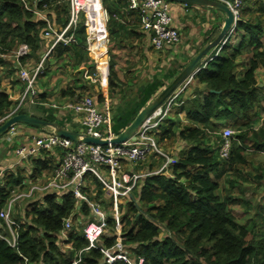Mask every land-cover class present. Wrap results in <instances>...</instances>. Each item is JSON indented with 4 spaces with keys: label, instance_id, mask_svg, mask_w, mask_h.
I'll list each match as a JSON object with an SVG mask.
<instances>
[{
    "label": "trees",
    "instance_id": "1",
    "mask_svg": "<svg viewBox=\"0 0 264 264\" xmlns=\"http://www.w3.org/2000/svg\"><path fill=\"white\" fill-rule=\"evenodd\" d=\"M248 1L252 0H245L242 16L237 22L235 36L240 41L239 44L236 46L235 42L227 43L219 53L212 55L213 59L194 77L205 86L203 98H186L183 106L178 108V115L183 112L187 114V124L172 118L171 114L162 126L159 142L178 136L187 143V147L179 153L177 163L171 167V175H149L141 191L134 190L131 193L126 212L120 206L123 223L121 242L132 257H143L144 264H264V243L253 237L252 240L248 238L251 234L249 225L241 222L236 214L237 210L232 207L243 205L244 215L249 212L251 201L249 196L245 197L247 186L228 177V184L232 188L241 189L238 196L232 195L227 187L221 193L217 192L221 189L222 178L226 174L235 172L237 177H242L241 173L256 164L253 156L264 152V119L262 124L257 125L260 111H264V86H260L256 78V71L264 68V2L256 13H252V8H255ZM52 2L0 0V53L8 55L21 44H27L31 53L21 58L22 63L26 65L39 61L48 24L27 9L26 5L43 9L44 4ZM103 3L111 13L120 11L121 5L126 6V9L128 7L127 0H103ZM57 6L66 15V25L68 8L64 4ZM211 11L220 14L218 10ZM130 14L141 18L137 11H131ZM115 22L117 21L111 19L110 29ZM222 25L223 22L214 24L213 31L203 43L213 40ZM86 47V32L81 27L77 32V43L67 46L59 44L50 53L46 60V70L51 59L55 63L57 61L58 66H62L60 63L68 59L73 62V68H88L89 74H93L95 64L89 58ZM246 53L250 55L249 65L244 76L238 78L237 59ZM190 60L182 64L171 63L163 80L155 76L151 86L141 88V99L132 111L129 112L130 106L117 110L113 114L114 132L120 134L128 127L157 91L167 86ZM0 64L9 66L8 61L2 58ZM116 65L115 59H112L109 76L112 98L122 90ZM16 70L18 68L11 67L10 75ZM1 82L0 77V119L8 115L16 104L8 92L1 88ZM91 88L86 85L81 90L86 92L84 90ZM39 89L41 91L40 87ZM63 93L69 94L70 99L76 95L73 88L64 90ZM43 95L45 94L42 92L38 95V102L41 99L45 101ZM98 99L100 102L104 101V94H99ZM38 108L50 114L42 119L67 127L64 120L58 118L57 111L41 106ZM226 125L233 126L238 131L235 135L238 142H233L229 160L220 158L218 150L221 137L216 134ZM71 127L79 130L76 125ZM47 133L49 131H44V134ZM212 137L216 140L217 147L211 143ZM247 149L253 152L247 154ZM56 160L55 153L45 150L42 157L32 158L29 161L33 164L31 179L50 176L58 166ZM254 168L263 173L256 175L257 178L264 176V166ZM24 171L17 169L8 172L0 182V211L11 198L28 189ZM101 195L100 190L96 198H101ZM26 200L24 215H14V228L18 236L15 246L6 239L7 236L11 237V233L0 216V264H72L77 252L81 250L83 256L79 264H107L102 263L104 255L99 249H86L89 241L77 229L70 232L67 240L71 248L65 250L61 247L64 219L74 213L76 221L78 212L90 219L88 204H83L78 209L76 199L70 192L61 199L56 192H48L40 196L25 197L21 201L24 204ZM255 215L264 217L262 210H257ZM116 226V219L110 217L108 230L101 238V246L112 248L117 243ZM112 264L128 263L117 260Z\"/></svg>",
    "mask_w": 264,
    "mask_h": 264
},
{
    "label": "built area",
    "instance_id": "2",
    "mask_svg": "<svg viewBox=\"0 0 264 264\" xmlns=\"http://www.w3.org/2000/svg\"><path fill=\"white\" fill-rule=\"evenodd\" d=\"M52 1V0H51ZM120 1V0H117ZM226 4L235 16L234 24L228 35L222 40L217 47L219 53L221 49L230 42H233V37L236 33L237 22L242 16V11L245 7V0H217ZM57 4H66L69 9L68 23L64 27H54L51 25L47 17L43 18L48 28L44 32V44L48 46V50L41 57L40 61L32 66L23 64L21 58L31 53V49L27 44H21L18 50L11 54H1L0 58L6 60L13 58L17 68L18 77L23 84V89L20 95L14 99L16 104L10 109V113L0 119V126L9 118L21 113H26L27 110L45 107V109L57 111L59 118L69 121L68 128L73 129L72 125H76L79 130L87 135L102 138L112 139L119 134L113 130V113L110 103L107 101L104 105H100L91 95H76L67 102L60 103L59 101H37L41 91L38 86L40 77L46 72L45 62L51 52L54 51L57 45H70L77 43V32L83 27L87 38V51L92 54L91 38L100 27V30H105L107 33L106 40V57L108 66L107 77L101 73V67L98 69L99 78L104 82L110 76V64L107 55V46L109 41L108 22L112 17L103 0H55ZM127 10L137 11L142 18L143 28L150 33L152 46L156 50H164L171 46H176L181 42V32L174 24L172 14V2L169 0H127ZM48 4L43 7L46 8ZM187 6V4H185ZM26 8L33 11L37 16H41V9L31 8L26 5ZM43 13V12H42ZM118 18L117 14L113 15ZM93 55V54H92ZM94 59H97L94 56ZM213 56L205 59L200 69L212 60ZM98 60V59H97ZM194 76H190L165 102L157 108L140 126L134 138L109 145H97L84 142H75L69 138L59 136L53 133L52 130L47 134L35 135L27 144H20L15 149V154L19 162L31 160L32 158H40L43 151L58 150L61 159L54 172L49 177H44L43 180L29 183L27 191H23L8 202L0 211V216L3 218L10 230L11 237L6 239L15 246L18 236L16 235L14 225V210L17 202L25 197L33 195L40 196L44 193L64 194L70 192L76 199L78 209L81 205L88 204L90 207V216L86 222L81 221L79 229L75 227L73 213L64 219L63 229L61 231L62 241L67 242L69 234L72 230L77 229L82 232V235L89 241V246L86 248L99 249L104 257L102 263L112 264L117 260L125 261L128 264H144V258L132 257L122 244V226L121 215L117 210L115 213H108L103 202L97 201L99 191H95V181H98L104 194L114 198L113 207L120 208V204H125L123 201H118L120 197L128 200L134 190L141 191L145 179L154 173H165L178 161L177 154H169L163 150L159 135L162 131V126L166 120L176 110L183 106L185 99L181 98V94L186 91L192 84ZM48 114L46 111L42 114V118ZM71 118V120H68ZM19 125L12 127L10 131L4 135L6 141L12 143L16 136L22 135L19 130ZM235 131L231 127H224L216 134L221 137L219 156L223 160H229L233 147V137ZM150 158H163L164 164L156 172L135 171L133 168L146 162ZM10 168V167H9ZM9 168L0 169V182L8 173ZM163 173V174H164ZM167 175V174H166ZM103 194V195H104ZM102 195V196H103ZM97 200H96V199ZM113 217L117 221L116 236L117 243L112 248L101 246V238L108 230L109 218ZM1 235V234H0ZM83 252L78 251L72 264H79L82 261Z\"/></svg>",
    "mask_w": 264,
    "mask_h": 264
},
{
    "label": "crops",
    "instance_id": "3",
    "mask_svg": "<svg viewBox=\"0 0 264 264\" xmlns=\"http://www.w3.org/2000/svg\"><path fill=\"white\" fill-rule=\"evenodd\" d=\"M52 1L53 5L50 3H46L48 4L47 7H43V9H41L43 13L41 12V16L39 18L45 15L47 17V20H49L51 25H53L54 27L60 28L66 26L64 25L66 15H64L61 12V9L57 6L60 4H57L55 0ZM64 5L67 6L66 4ZM210 11L211 10H208L205 7L197 5L186 6L184 3L173 2L172 14L174 18V24L180 30L181 35L183 36V40H181L182 42H180V44L176 46H171L160 51L156 50L152 46L150 33L143 28L142 18H140L138 15L130 14L131 12L126 9V6L121 5L120 11L114 13L110 12L112 14L111 19L117 21L113 24L112 29H110L109 27L111 19L107 24L109 29L108 34L110 32L107 46L108 60L110 66L112 59H115L116 61V73L121 82V92L119 94H116L112 98L113 95L111 96L109 89V78L104 82L99 78L98 74L95 75L96 72L98 73V69L100 67L103 76L107 77L108 75L107 57L105 54L107 33L105 30H100V27H97L94 37L91 38V42L95 39H100V47L95 53H92L93 55L87 51L89 58L95 64V72L90 75L88 68H84L81 66L78 67L79 69L73 68V66L71 65L73 64V62H69L68 59L63 63H60L62 66H58L57 61L55 63L54 60L51 59L48 70H46V72L40 77V80L38 82L39 87L41 88V92L45 94L43 95L44 100L47 102H51L53 100H57L60 103L67 102V99H70L68 97L69 94L66 95L63 92L64 90L73 88V90L76 91V95H91L100 105L101 103H103L104 105L108 101L114 115L121 107L130 106L131 109L129 110V112L132 111V108L141 99V96L139 95V91L141 88L151 86L153 80H155V76L163 80V77L166 74L171 63L182 64L186 60L192 59L196 52L205 44L203 42L209 36V33L213 31V25L218 24L219 22L224 23V17L222 15ZM211 13H214L215 16H219V18L212 16ZM114 14H117L118 18H114ZM58 16H60V19H58ZM67 16L69 18V9ZM102 34L104 35L101 36ZM234 37L236 36L234 35ZM233 42H235V45L237 46L240 41L238 39H234ZM48 46V44L47 46L44 44L43 48L45 47V51L48 50ZM41 54L43 57V50ZM244 55H248L249 58H245V61H242L240 57ZM244 55L238 57L237 59L236 75L238 78H242L244 76L247 71V66L249 65L250 55L247 53ZM94 56L98 60L94 59ZM48 59L49 56L47 57V60ZM8 64L9 66L0 64V77L2 78L1 85L3 90L5 88H8L5 91L8 92V94L10 93V98L14 100L20 95L23 89V84L19 80L18 70H16L13 75H10L11 67L17 69L15 61L11 59V63ZM86 85H89L92 88L88 91L84 90L86 92H83L81 88ZM76 87H79L80 90ZM165 87L166 86L157 91V93L149 102H151ZM188 89L189 92L186 93L187 95L184 96V92L181 94L182 99L194 97H198L200 99L203 98L205 93V86L198 83L196 79L193 80ZM117 90H119V88H117ZM97 92H99V94H104V101H99V94L97 95ZM178 110L179 109L174 110V112L172 113V118H174V115L177 114ZM43 113L44 110L32 107V109L27 110L25 114L42 118ZM177 117V119H180L182 123H184L183 121L187 122L186 113H179V115L177 114ZM59 119L64 120L65 122V119ZM68 120H71V118H68ZM68 122L69 121L65 122L67 127L70 123ZM226 126L230 127V125ZM47 128H44V130L39 128L40 130H38L37 127H33L28 124H22L19 126V130L22 131V135L16 136L12 143L6 141L7 136H3V138L0 139V169L10 167L8 169V172H11L17 169L25 168V184L27 185L29 183L43 180L44 177H49L44 175L43 177H40V179L32 180L31 175L33 171V164L29 162L28 166V164L26 165L27 161L19 162V159L15 154V149L20 144H27L35 135L44 134V131L47 130ZM50 130L52 129L50 128ZM178 150L181 149L178 148ZM53 153L57 155L56 162L59 163L61 156H59L58 151L57 153ZM152 160L159 161L158 159H151L149 165L147 166V169L142 170L143 173L156 172L161 168L163 162L157 169H155L156 165ZM165 174L171 175L169 170H167ZM95 186L98 188V190L95 188V191H100L98 181H95ZM103 194L104 192L102 193V195ZM102 195L99 200H96L104 202V198L105 196L107 197V195ZM261 199H264V196H261ZM19 203L21 204V206H23V201H19ZM80 216L83 215L78 212L76 219L80 220Z\"/></svg>",
    "mask_w": 264,
    "mask_h": 264
},
{
    "label": "rangeland",
    "instance_id": "4",
    "mask_svg": "<svg viewBox=\"0 0 264 264\" xmlns=\"http://www.w3.org/2000/svg\"><path fill=\"white\" fill-rule=\"evenodd\" d=\"M264 0H252L251 2L248 1V4L252 7H254L255 9L252 8L251 12L252 13H256L257 12V8L260 6L261 3H263ZM206 8V7H205ZM207 9V8H206ZM212 12V11H210ZM220 13V15H223L225 16V14L221 11H218ZM212 16H215L214 13H211ZM215 17H218L219 16H215ZM221 18V17H220ZM225 18V17H224ZM109 31V30H108ZM110 34V32H109ZM264 38V37H263ZM236 40L237 38L236 37H233V40ZM181 40H183V36L181 35ZM182 42V41H181ZM18 50V49H17ZM43 52L45 53V47L43 48ZM216 52H218V48H216L215 50H213L209 57H211L213 54H215ZM207 57V59L209 58ZM11 58V57H10ZM245 58H249L248 55H244L242 57H240V59H242V61H245ZM12 60H14L13 58H11ZM11 59H7L8 63H11ZM41 59V58H40ZM47 60V59H46ZM40 61V60H39ZM39 61L37 62H30L28 64V66H32L33 64H36L38 63ZM45 67H46V62H45ZM8 68V67H6ZM240 72V71H239ZM256 78H257V82L260 86H264V68L261 67L259 68L257 71H256ZM1 88H2V85H1ZM8 88H5L4 90H7ZM189 92V89H187L186 91H184L183 95H187L186 93ZM10 94V93H9ZM99 94V92H97V95ZM264 104V103H263ZM101 105H103V103H101ZM180 108V107H178ZM176 108V109H178ZM40 109V108H38ZM50 114H46L45 117H48ZM174 118L177 119V114L174 115ZM263 119H264V111H260V118L257 119L258 123L257 125H260L263 123ZM184 123L183 124H187L185 121H183ZM22 125V124H20ZM19 125V126H20ZM256 125V127H257ZM224 128V127H223ZM222 128V129H223ZM235 133H234V137H233V142H238V138L235 137V135L238 133V131L235 129V127H231ZM38 130H40L39 128H37ZM50 130V128H47V130L45 131H48ZM211 143L217 147L218 144L216 143V140L212 137L211 138ZM160 144L163 148V150H165L166 152H168L169 154H177L180 153L182 150H184L186 147H187V143L182 140L180 137H175L173 139H164L163 142L160 141ZM178 148H180L181 150H178ZM253 150H250V149H247L246 153L247 154H250L252 153ZM179 156V155H178ZM254 160H255V163L256 164H253V166L249 167L248 170L245 171V173H241L242 174V177H237L235 175V172L231 173V174H226L223 178H222V187L220 190H218L217 192L218 193H221V191H223V189H225L226 187L227 188H230L231 190V194L232 195H235V196H238V193H239V188H232L231 186L232 185H229L228 184V181H229V178H232V180H237L239 183H241L244 187L246 188L247 190V195H245V197L249 196V199L251 201L250 205H251V208H249V212L247 214L244 215V207L243 205H234L232 207H234L237 211H236V214H238V216L241 218V222L242 223H245L246 225H249L250 227V230H251V234L249 235V239L252 240L254 238V240L258 241V242H262L264 243V217L262 216H256L255 213L257 210H262L263 213H264V199H261V196H264V176L261 177V178H257L256 175H260V174H263L259 169H255L254 167H261V166H264V152L263 153H260L258 155H254ZM151 159H158L159 161L157 160H152L155 162V165H156V168L157 169L159 167V165L164 161L165 159L163 158H150L148 159L146 162L142 163V164H139L138 166L134 167L133 168V165L130 167L131 169L135 170V171H142V170H146L147 169V166L149 165V162L151 161ZM26 165L28 164L29 166V161L26 160ZM27 166V167H28ZM24 170H26L25 168H23ZM169 172L171 173L172 172V168L169 169ZM165 174V173H164ZM25 188V187H24ZM27 189V188H25ZM99 190H101V193L104 192V190H102L101 186L99 185ZM27 191V190H25ZM233 191V192H232ZM59 199H61V194H59ZM20 201V200H19ZM114 201V198L112 197H109V196H105L104 198V202H103V205L104 207H106V211L108 213H115L117 210L119 211V213L122 215L121 211H120V208L123 207L122 209L126 212V205L123 206L124 204H120L122 205L120 208L118 207H113V202ZM118 201H123L125 202V204H128L129 200L125 199L124 197H120ZM25 202L24 201V204L23 206H21V204L19 202H17L16 206H15V213L14 215H18V216H22L24 215V206H25ZM29 203H27L28 205ZM261 206H263V208H261ZM81 217V221L83 222H86L88 220V218H84L83 216H80ZM81 221H79L78 219H74V223H75V227L77 229L80 228L81 226ZM253 237V238H252ZM62 240V239H61ZM61 247L65 250H68L70 248V245H68L67 243H65L64 241H61Z\"/></svg>",
    "mask_w": 264,
    "mask_h": 264
},
{
    "label": "water",
    "instance_id": "5",
    "mask_svg": "<svg viewBox=\"0 0 264 264\" xmlns=\"http://www.w3.org/2000/svg\"><path fill=\"white\" fill-rule=\"evenodd\" d=\"M44 1V0H39ZM171 2H180L184 4L197 5L201 7L210 8L211 10H218L225 14L224 23L217 36L204 44L189 61V63L177 74V76L151 101L149 102L137 115L135 120L126 127L119 135L112 139H102L87 135L83 130H74L65 126L59 125L57 122L48 121L46 119L38 118L29 114L19 113L0 126V139L6 135L10 129L17 124H28L40 129L51 128L53 133L59 136L69 138L75 142H84L97 145H109L123 143L130 138H134L140 126L144 121L190 77L195 76L201 69L205 59L209 57L210 53L215 50L228 35L231 30L235 16L231 9L224 3L217 0H169Z\"/></svg>",
    "mask_w": 264,
    "mask_h": 264
},
{
    "label": "bare ground",
    "instance_id": "6",
    "mask_svg": "<svg viewBox=\"0 0 264 264\" xmlns=\"http://www.w3.org/2000/svg\"><path fill=\"white\" fill-rule=\"evenodd\" d=\"M99 40H100V39H95V40H93V41L91 42L92 52H94V53H95V52L99 49V47H100Z\"/></svg>",
    "mask_w": 264,
    "mask_h": 264
}]
</instances>
